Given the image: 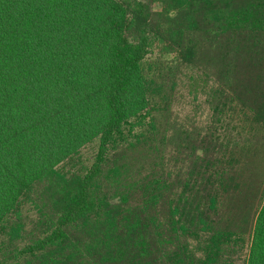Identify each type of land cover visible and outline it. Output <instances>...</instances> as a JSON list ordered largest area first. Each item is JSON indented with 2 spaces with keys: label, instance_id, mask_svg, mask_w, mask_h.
Listing matches in <instances>:
<instances>
[{
  "label": "trees",
  "instance_id": "16d2710c",
  "mask_svg": "<svg viewBox=\"0 0 264 264\" xmlns=\"http://www.w3.org/2000/svg\"><path fill=\"white\" fill-rule=\"evenodd\" d=\"M169 54L211 116L162 165ZM247 235L264 264V0H0V264H238Z\"/></svg>",
  "mask_w": 264,
  "mask_h": 264
},
{
  "label": "rangeland",
  "instance_id": "374dc122",
  "mask_svg": "<svg viewBox=\"0 0 264 264\" xmlns=\"http://www.w3.org/2000/svg\"><path fill=\"white\" fill-rule=\"evenodd\" d=\"M153 8L160 10L162 5L154 3ZM158 51L150 55L155 59ZM174 54L164 55L161 61L152 66L149 71L152 94L150 97L154 104V119L156 121L155 134L156 142L160 146V156L164 164L171 161V154L175 153L178 147L186 140V133L183 130H190L194 123L202 125L209 120L211 109L207 102L208 89H198L191 80V71L188 68L177 65ZM194 85V87L192 86ZM201 91V92H200ZM198 94V98L196 97ZM202 104L199 108L198 103ZM96 153V144L92 143L82 150L85 161L89 162ZM161 166V165H160ZM161 169V167H159ZM249 236L246 237L245 248L237 255L238 264L244 263L248 254Z\"/></svg>",
  "mask_w": 264,
  "mask_h": 264
}]
</instances>
